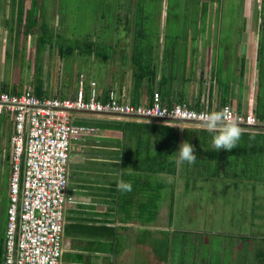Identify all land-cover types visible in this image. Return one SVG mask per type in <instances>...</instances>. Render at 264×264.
<instances>
[{
    "label": "rangeland",
    "instance_id": "374dc122",
    "mask_svg": "<svg viewBox=\"0 0 264 264\" xmlns=\"http://www.w3.org/2000/svg\"><path fill=\"white\" fill-rule=\"evenodd\" d=\"M32 1L0 0V36L6 39L5 44L0 46V87L4 83L8 85V89L14 86L23 91L31 85L34 86V81L39 79L49 95L68 94L69 96L73 94L80 75L85 77L86 81L93 79L96 87H100L107 86L108 81H114L115 75L124 70L121 66V64L125 66L124 62L126 63L124 53L114 49V45L118 43L120 47V43L127 38L123 15L119 20L112 17V14L108 16L105 10L106 3L99 6V0ZM170 1L164 28H178L180 32L186 33L185 28H192V21L186 20L187 8H184V1ZM232 6L233 4L230 3V9ZM241 7L246 9V3ZM35 8L37 12L34 11ZM103 8H105V17L99 10ZM25 14L29 19L34 14L38 22L29 29L31 33H28L24 24ZM142 20L144 19L140 21L137 19L136 25ZM142 23L146 29L162 26V21L160 23L158 18L149 20L145 18ZM41 24H47L48 32L52 33L46 35L51 41L44 45L38 44L42 37L39 27ZM129 28V31L134 28L133 23H130ZM115 32L116 35L113 36ZM120 36V40H117ZM83 40L93 41L98 51L107 54L108 58L104 61L95 52L87 54L78 50H72L69 56L61 57L58 51L60 45L71 46L76 42L84 44ZM190 41L189 45L194 44ZM118 51L120 57L123 56L120 58L122 62L118 59ZM139 60L135 59L133 62L130 60L129 63L138 66L142 63ZM1 78L6 81H1ZM2 118L0 116V119ZM113 120L120 129L125 128L123 131L125 136L119 137L115 142L118 144L116 151L105 145L108 149L104 157L116 160L106 162L108 166L105 165V168L111 174L106 178H99L109 182L108 192H113L123 172H126L123 179L125 182H139L138 180L144 177V180L150 184L154 185L157 181L158 185H162L161 189L158 186L156 207L144 211L143 216L155 214L156 220L152 219L151 223H140L135 208L138 199L146 200L149 197L148 189L143 188L139 194L137 192L127 195L131 204L128 209L129 218L125 219L121 212L115 211L112 221L115 227L113 239L116 245L113 264H133L135 260V264H264V236L260 235L264 234L263 156L258 154L253 157L224 159L219 164L220 178H212L211 174H208L213 170L214 166L211 165L206 170L197 168L196 174L199 176H194V173L187 174L182 171L183 167L179 171L175 167L173 173L165 171L158 176L152 173V176H145L148 172L147 169L145 170L148 162L157 163L162 160V157L156 154L149 155L144 145L142 146L141 140L148 136L152 129H149L144 121L137 119ZM169 125L165 128L161 125L157 126L161 141L166 146H171L173 143L172 138L168 137L169 133L173 132L177 135L180 132V127ZM10 132L11 122L2 119L0 122V244L5 234L3 213L8 186L6 155H9ZM188 133H194L204 147L211 148L212 134L206 132L202 137L203 130L197 127L188 128ZM258 133L264 134V131ZM263 134L250 136L245 141H262L261 144H264ZM180 142L182 140L178 139L176 143L180 144ZM166 146H163V149ZM168 156H171V153ZM225 168L229 174L226 172L224 176L222 171ZM129 169L133 170L128 171ZM169 237H172L173 244H170L172 252L167 253L166 258L163 257L164 254L157 253L155 247L160 248ZM260 250L263 252L262 257H258Z\"/></svg>",
    "mask_w": 264,
    "mask_h": 264
},
{
    "label": "crops",
    "instance_id": "0c3cea01",
    "mask_svg": "<svg viewBox=\"0 0 264 264\" xmlns=\"http://www.w3.org/2000/svg\"><path fill=\"white\" fill-rule=\"evenodd\" d=\"M183 1L184 8H187L186 20L192 21V28L186 27V33L180 32L181 30L178 28H164V20L168 18L170 0L98 1L99 6L106 3V9H99L102 16L105 17L104 9L108 16L112 14V17L118 20L122 19L123 15L127 33V38L123 42H119L120 47L118 43L113 44L115 40L112 43L115 50L119 49L124 53L126 67L121 64L124 70L115 75L114 81H108L107 86L97 87L98 91L112 89L131 103L135 101L136 104H145L151 97L149 91L153 90L158 91L162 103L168 105L186 102L190 107L200 109L203 107L220 108L222 105L229 104L237 111L252 110L256 115L264 116V0ZM230 3L233 4L231 9ZM245 3L246 9H243L241 6ZM145 18L146 20L147 18L148 20L158 18L160 23L162 21V26L146 29L142 23ZM137 19L138 21L144 20L136 25ZM130 23H133L134 27L131 31H129ZM111 31L114 32V30ZM111 31H109L110 35ZM112 35H116V32ZM2 38L0 36V46L5 44L6 39ZM120 38L121 36L117 40ZM189 40L193 41L195 45H189ZM118 57L119 60L123 57L122 55L120 57V52ZM135 59H140L139 61L142 62L139 66H148L151 71L150 73L147 71L140 80L141 85L138 91L135 89L134 76V72L138 71V66L135 63H129L130 60L133 62ZM120 61L122 62V60ZM1 81L6 80L1 78ZM44 92L47 93L46 90ZM64 96H68V94ZM113 119L119 118L93 115L76 117L77 122L94 127L95 132L72 142L67 187V192L71 194V200L65 208L61 264H113V253L116 249L113 239L115 235L104 234L98 238L91 235L84 236L80 234L84 230L81 226L87 222L93 225L106 224V226L114 227L112 221L115 211H117L116 206L122 202L125 204L127 216L124 215V212L121 213L125 219L129 218L128 209L131 204L127 195L137 192L139 194L143 188L149 190V197L146 200L138 199L135 205L136 216L140 223H143L141 217L145 212L138 213L139 204L147 203V209L156 207L155 198L159 195L157 181L154 187L143 177L142 180H138L139 182H133L136 185L130 193L121 194L116 190L117 184L114 186L113 192L109 193L107 190L110 186L109 182L99 179L100 177L106 178L111 174L105 168V165L108 166L106 162L116 161L104 157L106 149L109 147L116 151L118 144L115 142L119 137L124 138L125 136L123 133L125 128L120 129L115 125L116 121ZM131 119L133 118L127 120ZM137 120L144 121L143 123L148 124L149 129H152L151 133L141 140L142 146L144 145L143 147L151 152V155L158 154L156 147L161 144L162 139L157 132V126L161 125L165 128L170 126L169 123L154 119ZM171 124L180 127V132L177 135L173 132L169 133V135L176 136L177 140L181 139L180 144L184 142L185 138H199L194 133H188V128L196 126ZM260 134L263 133L256 132L254 136ZM205 135L206 131H203L202 137ZM248 138L250 137L248 136ZM248 143L261 144L263 142ZM105 145L108 147L105 148ZM160 162L161 160L157 163ZM157 163L154 162L153 167L148 170L145 176L162 174L161 170H157ZM125 173L123 172L121 180ZM159 187L161 189V186ZM3 216L6 220L5 211ZM105 220L107 223L104 222ZM154 220H156V216ZM4 223L6 222L4 221ZM79 223L81 225L78 227L71 226ZM69 225L73 230H69ZM135 263L136 260L133 264Z\"/></svg>",
    "mask_w": 264,
    "mask_h": 264
},
{
    "label": "built area",
    "instance_id": "2783aa9c",
    "mask_svg": "<svg viewBox=\"0 0 264 264\" xmlns=\"http://www.w3.org/2000/svg\"><path fill=\"white\" fill-rule=\"evenodd\" d=\"M35 94L34 86L14 93L0 89V116L11 122L5 234L0 264H61L68 167L72 142L95 132L77 116L154 119L199 127L200 115L228 108L242 129L264 131V116L252 110L190 107L186 102L162 103L154 91L145 104H133L116 91L106 100L93 79L78 76L72 95ZM0 119V122L1 120Z\"/></svg>",
    "mask_w": 264,
    "mask_h": 264
},
{
    "label": "trees",
    "instance_id": "16d2710c",
    "mask_svg": "<svg viewBox=\"0 0 264 264\" xmlns=\"http://www.w3.org/2000/svg\"><path fill=\"white\" fill-rule=\"evenodd\" d=\"M32 2H37V1L33 0ZM20 3H21V1H20ZM34 11L37 12V8H35ZM26 16L27 15L25 14V18H26ZM37 23L38 22L34 18V14H32L31 19L26 18V21H25L24 24L26 25L28 33H31V31L29 29L32 28L34 25H37ZM39 27H40V32H41L42 37L40 38L41 41L38 44L39 45L40 44L44 45L47 42L50 43L51 40H48L49 38H47L46 35L47 34H52V33L48 32L49 29H48L47 24H41ZM27 31L24 30V32H27ZM83 42H85V43L81 44V42H76L75 44H73L71 46L70 45H60L58 47V51H59L61 57L62 56H69L70 53L72 52V50H78L81 53H87V54H91L92 52H95V54L98 57H100L101 59H103L104 61L108 58L107 54L101 53V52L98 51L99 49H97V47L94 45L95 43L93 41H90V40H85L84 41L83 40ZM97 51H98V53H97ZM137 68H138V71L134 72L135 89H137L136 91H138V88L141 85L140 80L146 75L147 71L149 73L151 72V71H149L150 68L148 66H139L138 65ZM34 84H35L34 85L35 94L38 95V96L42 95L43 86H44L43 82H41L38 79V80L34 81ZM0 89H2V90H10L11 92H14V93L19 92L15 87H12V88L8 89L6 84H3ZM108 91L105 90L103 92H100L101 94L99 95V99L105 101ZM149 92H151V97H152L154 91L150 90ZM151 97H150L149 101L151 100ZM134 102L135 101H133L132 103H134ZM134 104H136V103H134ZM254 134L255 133H253L251 131L244 130V133L242 135V138H241L238 146L235 147L230 152L224 151V150L215 151V150H213L210 147H204L203 144L201 143V141L198 140V138H194V139L185 138L184 142L187 141V142H189V143H191L193 145V147L195 149V153L194 154L197 156V160L192 165H189V164L185 163L182 166L183 167L182 171L186 172L187 174H193L194 173L193 174L194 176L195 175L199 176L198 174H196L197 168H203V169L206 170V168L211 165V166H214V167H212L213 168L212 172L208 173V174H211L212 178H220L221 172H219V164L226 158L238 159V158H240L242 156L253 157L254 155H258V154L264 157V144L248 143L247 141H245L246 139H248V137H246V136L250 137V136H253ZM165 136H168V135H165ZM243 136H245V137H243ZM168 137L172 138V140H173V143L171 144V146L164 145L163 141H161L162 146H161V144L157 145L158 154H156V156L162 157L161 162L157 163V170H161L162 172L166 171L168 173H173L175 171V164H174V162L173 163L169 162L168 154L171 153V155H173L174 153H176L179 150V145L180 144H178V147H176V145H177L176 142H178L176 136L169 135ZM163 146H166V147L163 149ZM148 154L151 155L150 152ZM6 157L8 159V154L6 155ZM242 159H245V158H242ZM246 159H248V158H246ZM153 165H154V163L148 162L146 167H145V169H147V171H148V170H150L151 167H153ZM222 172H223L224 176L226 175V172L229 174V172H228V170L226 168ZM234 173L231 174L232 177L234 176ZM123 179H125V175H124ZM135 185H136V183H132L133 187ZM159 186H162V185L159 184ZM67 187H68V185H67ZM121 194H124V193H121ZM68 195L70 196L71 194L68 193ZM147 207H148L147 203L139 204L138 213L143 214V212L147 210ZM116 208H117L118 212H124V215L127 216V211H125L126 208H125V204L123 202L121 204L119 203V205H117ZM141 218H142V222H145L146 224H148V223L151 222L152 219L155 218V214H148V217H147V214H146V216H142ZM5 219H6V216H5ZM87 220H88V222H90L89 219H87ZM85 221H86V219H85ZM104 222L107 223L106 220ZM86 223L87 222H85V224L81 226L84 230H82V232H80V234H83L84 236L85 235H91L93 237L96 236L98 238V237H100V236H102L104 234H107L109 236L110 235L111 236L115 235V228L112 227V226H106V224L93 225V224H90V223H87V224ZM80 225L81 224L79 223V224H72L71 226L72 227H78ZM69 230H73L70 227V225H69ZM260 235L264 236V234H260ZM160 242H158V243H160ZM170 244L171 245L173 244L172 237H169L165 242H163L161 244L160 248L155 247V250L157 251V253H159L161 255L164 254L163 257L167 258L168 255L166 256V254L172 252V248H171ZM1 246H3L2 241H1V244H0V260H1V254H2V251H1L2 247ZM258 253L260 254V255L257 254L258 257L259 256L262 257L263 252L260 250V252H258Z\"/></svg>",
    "mask_w": 264,
    "mask_h": 264
},
{
    "label": "clouds",
    "instance_id": "9594fccd",
    "mask_svg": "<svg viewBox=\"0 0 264 264\" xmlns=\"http://www.w3.org/2000/svg\"><path fill=\"white\" fill-rule=\"evenodd\" d=\"M199 127L201 130L212 134L211 148L215 151H232L238 146L244 133V129L234 121L228 108L211 113H202ZM194 153L193 145L185 141L179 145V150L176 153L169 156V162H174L179 171L185 163L192 165L196 162L197 156ZM116 190L121 193H130L133 186L130 182L120 180L116 185Z\"/></svg>",
    "mask_w": 264,
    "mask_h": 264
}]
</instances>
